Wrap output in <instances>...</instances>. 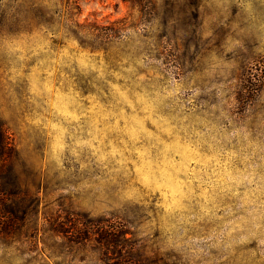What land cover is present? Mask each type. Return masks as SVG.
<instances>
[{"label":"rangeland","instance_id":"1","mask_svg":"<svg viewBox=\"0 0 264 264\" xmlns=\"http://www.w3.org/2000/svg\"><path fill=\"white\" fill-rule=\"evenodd\" d=\"M0 119V264H264V0H0Z\"/></svg>","mask_w":264,"mask_h":264},{"label":"trees","instance_id":"2","mask_svg":"<svg viewBox=\"0 0 264 264\" xmlns=\"http://www.w3.org/2000/svg\"><path fill=\"white\" fill-rule=\"evenodd\" d=\"M126 2L131 3L132 5L140 4L143 0H124ZM52 4L49 5H32L27 8V13H29L33 18L37 16H43L44 18L48 17V24L52 25L53 22V11ZM34 12V13H32ZM18 152L15 148V143L11 138L8 128L6 126V122L0 119V179H3L5 175H12L14 178L16 177L15 171V160L18 159ZM4 191L8 188H3L5 186H0ZM11 189H15L11 187ZM101 231L98 233V236L101 237L100 243L101 246L105 250H112L118 247V239L115 238L114 235L109 233L103 227H100ZM88 237V236H87ZM86 237V238H87ZM122 261L124 260V255L122 256Z\"/></svg>","mask_w":264,"mask_h":264}]
</instances>
